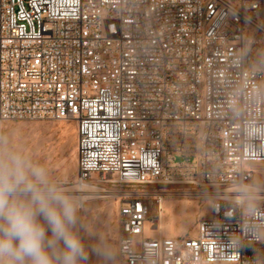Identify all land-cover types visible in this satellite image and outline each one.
<instances>
[{
	"label": "built area",
	"instance_id": "obj_1",
	"mask_svg": "<svg viewBox=\"0 0 264 264\" xmlns=\"http://www.w3.org/2000/svg\"><path fill=\"white\" fill-rule=\"evenodd\" d=\"M66 120L117 264H264V0H0V137ZM164 186L208 189L194 237L147 235Z\"/></svg>",
	"mask_w": 264,
	"mask_h": 264
},
{
	"label": "clouds",
	"instance_id": "obj_2",
	"mask_svg": "<svg viewBox=\"0 0 264 264\" xmlns=\"http://www.w3.org/2000/svg\"><path fill=\"white\" fill-rule=\"evenodd\" d=\"M79 212L47 167L0 137V264H87ZM92 251L113 256L103 240Z\"/></svg>",
	"mask_w": 264,
	"mask_h": 264
},
{
	"label": "rangeland",
	"instance_id": "obj_3",
	"mask_svg": "<svg viewBox=\"0 0 264 264\" xmlns=\"http://www.w3.org/2000/svg\"><path fill=\"white\" fill-rule=\"evenodd\" d=\"M65 124L71 125L72 128L66 131ZM1 137H5L11 147L23 151L34 162L47 167L51 177L60 187H74L75 191L78 190L75 183L77 169L75 171L74 167V164L77 165V133L72 120L7 122L3 125ZM251 185L264 190V175H255ZM109 189L106 193L99 192V196L103 197L101 199L79 203V232L88 248L87 264H117L118 205L110 193L114 188ZM160 190L165 201L163 237H194L198 220L206 217L210 211L211 199L205 194L198 197L193 193H203L208 189L164 186L160 187ZM156 212L155 208L154 214ZM157 228L147 235L160 237ZM101 240L112 249L111 259H101L92 251L93 246Z\"/></svg>",
	"mask_w": 264,
	"mask_h": 264
},
{
	"label": "bare ground",
	"instance_id": "obj_4",
	"mask_svg": "<svg viewBox=\"0 0 264 264\" xmlns=\"http://www.w3.org/2000/svg\"><path fill=\"white\" fill-rule=\"evenodd\" d=\"M69 128H72L71 125L65 124L66 131ZM74 167H75V171H76L77 165L74 164ZM252 167L255 170L257 176L264 175V163L263 164H254V165H252ZM77 187H78L77 191H75L74 187H70V188H67V189H64V190L66 191V193H68L69 195L73 196L80 204H83V203H86V202H89V201H93V200H96V199H101L103 197L99 196L101 194L99 192H105L102 189H99L98 187L94 186V184H85L84 186H78L77 185ZM249 190H253V192H254L253 193V197H255V199L259 200V199H263L264 198V190L259 189V188L249 189ZM205 195L209 196L208 192ZM164 203H165V201L162 200V202H161V219L159 221V225H158V228H157L158 229V233H159V235L161 237L163 236L162 234H163V228H164V214H163ZM154 229L155 228H152V230H154Z\"/></svg>",
	"mask_w": 264,
	"mask_h": 264
}]
</instances>
